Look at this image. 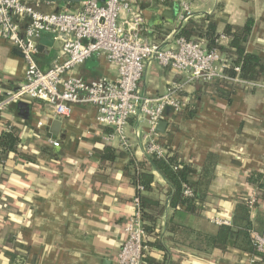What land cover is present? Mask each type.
<instances>
[{"label":"crops","instance_id":"1","mask_svg":"<svg viewBox=\"0 0 264 264\" xmlns=\"http://www.w3.org/2000/svg\"><path fill=\"white\" fill-rule=\"evenodd\" d=\"M138 2L147 19L146 37L164 45L172 43L173 30L181 24L183 2L189 5L190 19L213 18L219 32L227 25L242 26L253 19L246 48L264 59V0ZM40 3L45 12L65 4ZM77 6L78 2L71 3L72 8ZM221 42L228 44L229 39ZM38 45L42 50L37 61L46 70L60 54L61 42L43 32ZM25 72L20 52L0 38V88H16ZM72 73L87 81L117 77L116 66L104 54L93 55ZM181 79L182 74L151 62L140 88L144 94L156 96ZM257 82V86L192 82L181 93L187 107L165 115L167 127L158 131V140L167 150L178 152L194 183L206 166L212 171V180L202 211L192 214L183 207H171L173 187L153 170L152 189L144 193L160 200L163 212L155 231L147 233L143 264H257L255 254L237 247L233 240L222 250L206 238L217 234L221 226L211 218L233 220L238 204L252 191L258 195L250 214L252 228L264 230V199L257 184L249 181L252 173L260 174L264 193V73ZM23 102L28 104L23 110L13 104L2 114L0 136L7 125L18 129L21 150L32 154L35 161L15 153L0 160V264H117L127 239L126 223L136 209L137 188L125 170L130 158L148 159L147 122L130 119L126 127L130 149L125 150L118 140L104 139L110 128L98 124L94 105L74 104L70 116L63 117L52 114L42 101ZM49 138L60 145L53 146ZM105 146L126 155L103 163L99 151ZM173 222L179 225L174 231Z\"/></svg>","mask_w":264,"mask_h":264},{"label":"built area","instance_id":"2","mask_svg":"<svg viewBox=\"0 0 264 264\" xmlns=\"http://www.w3.org/2000/svg\"><path fill=\"white\" fill-rule=\"evenodd\" d=\"M0 0V38L14 46L26 62L25 79L16 88H0V123L2 114L21 101H42L48 110L67 117L74 104L86 103L97 108V122L110 131L104 134L107 142L118 140L125 150L130 149L126 127L131 118L148 124L146 152L148 157H165L167 148L158 140L157 126L165 119V111H183L187 102L181 93L192 82L241 84L257 86V81H246L227 69L230 59L217 49H208L203 41L189 40L181 34L185 22L192 17L189 5L180 6L181 24L173 30L172 43L149 40L145 32L147 19L138 0H82L71 7L66 2L54 12L41 10V2ZM43 32L52 34L61 42L60 54L44 70L37 61L38 39ZM226 38L221 35V40ZM104 54L116 66L117 77H99L90 81L72 73L93 55ZM157 62L182 79L169 83L160 95L144 94L140 88L148 63ZM239 72V67H235ZM42 126V122L38 123ZM11 126H6L9 130ZM53 146L58 140L49 138ZM143 190L142 186H136ZM184 194L193 196L194 190L184 185ZM257 192L252 191L244 200L250 211L255 209ZM136 209L126 223L127 239L122 244L117 264H143L147 233L143 227L140 199L134 197ZM211 221L231 225L232 220L214 216ZM253 244L258 255L257 264H264V230L251 229ZM262 261V262H261Z\"/></svg>","mask_w":264,"mask_h":264},{"label":"trees","instance_id":"3","mask_svg":"<svg viewBox=\"0 0 264 264\" xmlns=\"http://www.w3.org/2000/svg\"><path fill=\"white\" fill-rule=\"evenodd\" d=\"M253 27L254 20L248 19L242 26L230 24L225 27L223 32H219L216 20L207 17L203 20L189 19L182 27L181 34L189 40L203 41L208 49H217L224 53L231 62V66L227 69L228 74L232 76L238 74L240 78L246 81H258L264 73V59L260 55L248 52L246 48ZM221 35L229 39L228 44L221 42ZM235 67H239V72L235 70ZM165 113L172 116L173 109L167 108ZM20 143L18 129L11 127L9 130H5L0 136V160L7 158L11 153H15L23 160L35 161L32 154L27 153L24 149L21 150ZM99 152L103 163L115 162L118 157L126 155L125 152L112 146H105ZM153 170L161 173L173 187L169 200L174 210L183 207L185 211L192 214L202 211V204L207 196V188L212 180V171L207 166L203 169L200 179L194 183L188 166L175 150L169 149L165 157L151 155L146 161L130 158L125 171L136 186L143 187V190L137 189V196L140 199L141 216L146 233L155 231L158 217L163 212L162 202L144 193L152 189ZM249 181L257 184L261 197L264 199V193L261 190L263 187L261 175L252 173ZM184 185L194 190L193 196L184 194ZM250 214L248 205L245 202L239 203L231 225H221L217 234L206 235L210 245L224 250L233 240L237 247L258 255L251 235L253 222ZM178 227V223L173 222L171 229L174 231ZM261 260L264 262V257ZM155 264L162 263L155 262Z\"/></svg>","mask_w":264,"mask_h":264},{"label":"water","instance_id":"4","mask_svg":"<svg viewBox=\"0 0 264 264\" xmlns=\"http://www.w3.org/2000/svg\"><path fill=\"white\" fill-rule=\"evenodd\" d=\"M24 1H29V2H37L38 0H24ZM42 1H48V2H59V3H66V2H70V3H76V2H80L82 0H42ZM58 11V10H57ZM164 14L166 15H170L168 14V12H164ZM42 46L39 47V51L42 50L41 48ZM28 104H26L25 102L21 101L17 103V107L19 110H23V107H26ZM58 123V120L55 121V124ZM167 127V122L165 120L160 121V123L157 126V130L159 132H164L166 130ZM234 230H237L236 228H234Z\"/></svg>","mask_w":264,"mask_h":264}]
</instances>
